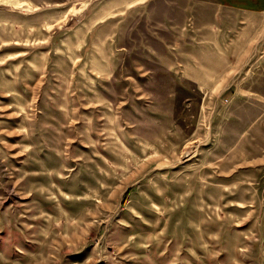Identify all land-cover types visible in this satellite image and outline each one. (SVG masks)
<instances>
[{
    "label": "rangeland",
    "instance_id": "rangeland-1",
    "mask_svg": "<svg viewBox=\"0 0 264 264\" xmlns=\"http://www.w3.org/2000/svg\"><path fill=\"white\" fill-rule=\"evenodd\" d=\"M216 4L0 0V264H264V60L186 43Z\"/></svg>",
    "mask_w": 264,
    "mask_h": 264
},
{
    "label": "crops",
    "instance_id": "crops-1",
    "mask_svg": "<svg viewBox=\"0 0 264 264\" xmlns=\"http://www.w3.org/2000/svg\"><path fill=\"white\" fill-rule=\"evenodd\" d=\"M216 2L218 8L232 15L231 19L221 18L223 22L221 21L220 27L224 28L223 34L217 38V41L212 40L208 35L193 39L189 36L186 43L190 45L220 43L224 46L214 52L219 51L220 57L226 60L230 59L235 52L242 57L246 50L250 52L253 50L256 59L264 60V0H216ZM226 29H228L227 35ZM257 48L263 50L257 52ZM211 50L205 47V52ZM249 55L250 53L243 58Z\"/></svg>",
    "mask_w": 264,
    "mask_h": 264
}]
</instances>
